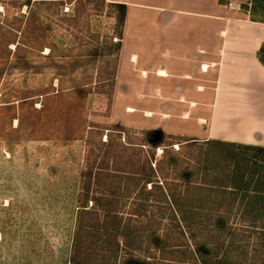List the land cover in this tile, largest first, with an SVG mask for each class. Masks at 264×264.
Here are the masks:
<instances>
[{
	"label": "rangeland",
	"instance_id": "obj_1",
	"mask_svg": "<svg viewBox=\"0 0 264 264\" xmlns=\"http://www.w3.org/2000/svg\"><path fill=\"white\" fill-rule=\"evenodd\" d=\"M244 9L264 21V0ZM115 14L99 0H0V264H72L88 152L109 138H144V129L127 127L131 131L120 139L112 130L122 125L112 117L115 48L106 39L114 34ZM185 140L164 141L168 154L161 176L168 181L181 182L180 171L217 152ZM96 184L90 196L102 192ZM139 191L120 189L125 197L116 209L132 228L129 248L121 241L114 256L115 245L101 244L105 232L92 216L95 228L86 235L97 243L87 264H264V215L242 214L247 200L241 194L228 217L230 227L219 232L206 210L182 221L159 189L140 191L145 201L136 207ZM220 198L214 200L229 204L233 196ZM139 210L143 215L137 217Z\"/></svg>",
	"mask_w": 264,
	"mask_h": 264
},
{
	"label": "crops",
	"instance_id": "obj_2",
	"mask_svg": "<svg viewBox=\"0 0 264 264\" xmlns=\"http://www.w3.org/2000/svg\"><path fill=\"white\" fill-rule=\"evenodd\" d=\"M127 5L112 117L126 127L264 147V21L252 0Z\"/></svg>",
	"mask_w": 264,
	"mask_h": 264
},
{
	"label": "trees",
	"instance_id": "obj_3",
	"mask_svg": "<svg viewBox=\"0 0 264 264\" xmlns=\"http://www.w3.org/2000/svg\"><path fill=\"white\" fill-rule=\"evenodd\" d=\"M99 4L116 11L114 34L106 38L107 43L115 48L114 52L111 53L114 56V62L109 77L112 101L127 5L107 2V0H99ZM263 55L264 45L260 50L262 62H264ZM92 127L99 129L95 125ZM112 130L119 139L121 135L127 137L131 131L130 128L123 125H114ZM140 133L144 136L140 143L131 142L130 137L124 142L109 138L106 142L100 141L96 148L88 152L87 165L83 171L85 202L79 206L80 215L77 220L74 249L70 263L87 264L88 259H91L96 251L97 241H94L93 236L86 235V233L91 234L95 228V221L92 222V216H96V221L101 222L100 229L105 232V236L100 240L101 244L103 246L109 243L115 245L114 256H117L121 248V241L123 246L129 248L132 228L123 222L119 211L116 210L120 205L121 198L125 197L121 194L122 192L120 193L122 188H125L129 193H133L132 190L139 188L143 194L146 191L152 193L154 189L162 190V199L167 201L174 215L179 216L182 221L186 223L190 218L200 217V214L206 210L207 214L205 215L209 216V220L212 219V228L219 232L226 231L230 227L228 217L234 208L238 209L234 203L240 194L247 200V204L241 205L244 209H241L242 214L264 215V147L217 140L201 141L183 137L186 138L185 145L194 146L201 143V149L208 146L216 149L217 152L214 155L209 152L206 153L205 156H207L204 157L203 161L200 159L199 166L196 168L187 167L180 171L181 182H174L161 176L162 164L165 162L164 157L168 154V148L164 145V141L166 138H181L182 136L154 130H140ZM159 148L163 150L161 158L156 156ZM137 152L146 153V155L142 157ZM245 152H252L253 155H247ZM173 165L176 166L177 163L170 164V166ZM201 175L202 178L196 179ZM119 178H123L125 182L117 181ZM94 183H97L96 186L100 190L102 189V192L96 190V195L90 196L92 193L91 186ZM149 186L150 188H148ZM192 190L194 193L191 195ZM140 191L134 199L136 207H143L142 201H145ZM228 195L233 196V201L231 200L229 204L222 200H219L220 202L214 200V198L221 199L220 196L226 197ZM210 199L214 201L210 202ZM89 203H91V207L88 206ZM139 212L133 214L137 217L140 214L142 216V210ZM85 216H89L88 219H85ZM253 223L256 224V222ZM262 225L261 230L264 231V223ZM110 239L112 241L114 239V242H109ZM200 247L209 249L207 244ZM200 247L198 246L197 249L199 254L203 256L205 253L200 250ZM109 254L108 256L112 257V253ZM144 263L146 262L144 261Z\"/></svg>",
	"mask_w": 264,
	"mask_h": 264
}]
</instances>
